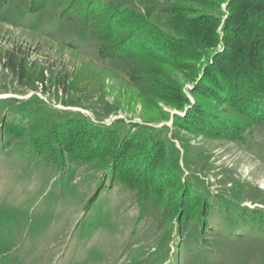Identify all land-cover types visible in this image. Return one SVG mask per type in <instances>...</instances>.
<instances>
[{
    "label": "rangeland",
    "instance_id": "1",
    "mask_svg": "<svg viewBox=\"0 0 264 264\" xmlns=\"http://www.w3.org/2000/svg\"><path fill=\"white\" fill-rule=\"evenodd\" d=\"M219 7L0 0V264H264V121L200 93L206 57L134 59L126 15Z\"/></svg>",
    "mask_w": 264,
    "mask_h": 264
},
{
    "label": "trees",
    "instance_id": "2",
    "mask_svg": "<svg viewBox=\"0 0 264 264\" xmlns=\"http://www.w3.org/2000/svg\"><path fill=\"white\" fill-rule=\"evenodd\" d=\"M209 1H213L218 13L219 3L225 2L222 20L211 13L192 16L176 9L169 22L170 30L144 13H126L133 26L130 29H134V59L178 63L206 57L207 62L200 68V93L216 101L233 102L247 116L264 121V0ZM218 43L221 49L209 53ZM141 51L143 55L137 57ZM100 54L124 56L101 50ZM145 81L155 89L160 86L151 78ZM177 87L174 85L173 90ZM158 90L165 99V88ZM155 145L150 141L147 152L152 154Z\"/></svg>",
    "mask_w": 264,
    "mask_h": 264
}]
</instances>
